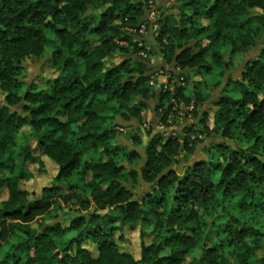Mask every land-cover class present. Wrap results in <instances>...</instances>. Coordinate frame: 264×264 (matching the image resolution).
<instances>
[{"label": "trees", "instance_id": "trees-1", "mask_svg": "<svg viewBox=\"0 0 264 264\" xmlns=\"http://www.w3.org/2000/svg\"><path fill=\"white\" fill-rule=\"evenodd\" d=\"M146 1L0 0V264H264V0H175L155 21L172 89L134 41ZM28 58L56 75L25 81ZM172 100L196 122L166 124ZM42 156L57 171L30 197ZM135 227L138 258L119 243Z\"/></svg>", "mask_w": 264, "mask_h": 264}, {"label": "rangeland", "instance_id": "rangeland-1", "mask_svg": "<svg viewBox=\"0 0 264 264\" xmlns=\"http://www.w3.org/2000/svg\"><path fill=\"white\" fill-rule=\"evenodd\" d=\"M149 11L147 12V16L145 14L144 18V29L142 32H139V36L135 37L134 41H138V46L143 47L140 51V54H145L151 60V70L146 74L148 76V85L154 86L158 88L160 85H166L170 89L181 85L184 81V76L177 77L175 70L173 69L172 65L168 64L166 60H163V49L166 41L164 39L159 41V25L155 24L157 18H160L166 14L176 13L175 8V0H152V3L147 0L146 1ZM152 12V13H151ZM150 23H154V26ZM158 29V30H157ZM256 54V50H254L250 57ZM123 58L121 54H116L111 60L110 63H116ZM194 73V72H193ZM191 73V74H193ZM235 73H239V69ZM56 75V72L49 68V63L46 58L43 59H35V58H28L24 63V69L22 72L23 79L25 81L37 80V81H48L52 79ZM217 93L215 92L213 95V99ZM173 106L171 111L169 112L166 120V124L172 125L174 122L173 116H175L176 121H179L182 126L187 125L188 123L196 122L192 118L191 109L192 106L184 107L182 103H178L176 100H172ZM4 103V94L0 89V106ZM167 106L164 105L162 108L158 110L162 111ZM214 106L212 105V100L206 101L203 104V111L209 114V118L212 117V111ZM198 111V110H197ZM143 117V124L146 129L151 127V122L153 123L154 127H156L152 133L162 131L163 136L168 135L170 132L171 127H165L164 123L160 122V114H154L151 109L145 108L141 111ZM23 129L28 131V127L24 126ZM196 129V128H194ZM128 130L119 128L117 139L121 142L125 143L129 147H133L132 139L128 136ZM144 136V144L148 141L150 134H146ZM191 138L193 136L191 135ZM31 149L35 155L38 154V150L35 149L34 144L31 143ZM138 151H143V146L137 147ZM42 160L44 162V169L39 170L38 167L34 164H28L26 170L28 172H32L34 175L28 181H22L21 187L26 189L30 197L37 196L42 187L48 185L53 180L56 171L57 165L51 161L49 158L42 156ZM148 188L147 185L143 184L140 185L136 190V194H140L141 192L146 191ZM7 197V193L5 190L0 192V199L3 200ZM147 228V226H146ZM120 246L122 249L130 252L133 254L135 258L140 256V247H141V238H140V228H127L124 232V240L119 241ZM94 249V248H93Z\"/></svg>", "mask_w": 264, "mask_h": 264}, {"label": "built area", "instance_id": "built-area-1", "mask_svg": "<svg viewBox=\"0 0 264 264\" xmlns=\"http://www.w3.org/2000/svg\"><path fill=\"white\" fill-rule=\"evenodd\" d=\"M151 3H152V0H149ZM152 13V12H151ZM154 26V24L152 25V27ZM143 29H144V25H142L141 27H140V29H139V32H142L143 31ZM142 55V54H141ZM143 57H146V55L145 54H143L142 55Z\"/></svg>", "mask_w": 264, "mask_h": 264}]
</instances>
